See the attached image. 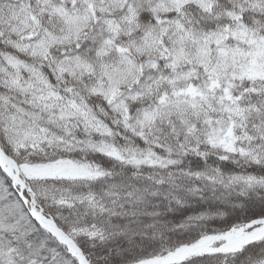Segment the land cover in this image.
I'll list each match as a JSON object with an SVG mask.
<instances>
[{"label": "snow or ice", "instance_id": "6c2138e0", "mask_svg": "<svg viewBox=\"0 0 264 264\" xmlns=\"http://www.w3.org/2000/svg\"><path fill=\"white\" fill-rule=\"evenodd\" d=\"M0 264H264V0H0Z\"/></svg>", "mask_w": 264, "mask_h": 264}]
</instances>
